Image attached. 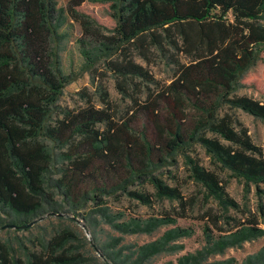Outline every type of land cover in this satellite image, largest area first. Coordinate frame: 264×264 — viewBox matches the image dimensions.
<instances>
[{
	"label": "trees",
	"instance_id": "1",
	"mask_svg": "<svg viewBox=\"0 0 264 264\" xmlns=\"http://www.w3.org/2000/svg\"><path fill=\"white\" fill-rule=\"evenodd\" d=\"M85 1L68 0L65 7L82 30L80 73L104 62L122 79L124 85L117 86L130 105L119 119L105 89L99 106L59 107L64 87L77 78L61 68L64 9L55 0H0V229L27 228L45 212H58L61 203L77 210L118 192L149 203L150 193L130 189L148 178L157 194L179 201L182 213L175 216L185 217L188 202L180 190L153 177L178 155L208 195L235 205L218 174L188 154L195 144L221 168L264 185V158L234 115L241 110L264 120V83L249 73L264 62V0H99L109 3L112 28L84 12ZM151 50L175 66L169 83L156 85L131 56L134 51L146 60ZM200 218H207L205 244L180 256L177 264H201L211 254L264 235L250 217H230L227 230L216 214L206 212ZM148 222L131 219L114 227L125 233L148 232L161 220ZM213 230L221 234L215 236ZM191 232L180 227L165 231L140 247V258ZM65 239L53 237L50 253H33L29 264H71L70 257L55 253ZM263 255L264 247L243 264H264ZM0 264L15 263L0 252Z\"/></svg>",
	"mask_w": 264,
	"mask_h": 264
},
{
	"label": "rangeland",
	"instance_id": "2",
	"mask_svg": "<svg viewBox=\"0 0 264 264\" xmlns=\"http://www.w3.org/2000/svg\"><path fill=\"white\" fill-rule=\"evenodd\" d=\"M55 1L57 8L64 9L63 23L59 30L62 35L59 51L61 68L66 74L77 75L75 81L64 87L58 101L59 107L77 110L87 103L99 106L100 93L105 89L115 118L125 116L130 101L117 86L118 83H122V79L108 70L104 62L96 64L91 72L80 73L83 63L78 44V39L83 38L81 27L65 11L68 0ZM81 9L95 17L106 28L113 27L108 2L86 0L81 4ZM228 18L231 19L230 14ZM151 51L146 60L137 56L134 51L131 52V56L152 75L156 85L169 83L173 78L175 66L159 52ZM178 58L182 62L187 61L182 55ZM249 73L257 76L264 83V62L257 63ZM134 81L139 82L137 79ZM145 85L150 88L155 87L151 84ZM128 88L130 85L127 91ZM234 115L247 128L252 142L259 148L264 158V120L241 110H235ZM189 150L190 157L197 158L204 168L218 174L228 197L235 205L223 204L219 199L208 195L205 187L192 177L185 158L178 155L174 157L173 162L157 169L153 177L180 190L183 199L188 202L185 208L187 216L176 217V213H182L179 201L157 194L149 178L143 182L139 180L135 182V187H130L150 193L149 203H142L126 193L118 192L113 196L103 197L100 204H97V200H90L82 208L72 210L64 206L57 192L52 190L56 202L61 203V207L59 204L56 208L58 212H45L43 216L34 219L27 228H1L0 252L15 264H29L33 253L47 256L51 250L49 242L53 237L62 235L66 239L55 253L62 252L70 257L71 264H165L167 262L177 264L180 256L195 253L203 248L205 244L203 226L207 218L202 220L200 217L206 212L216 214L219 225H222L224 230L229 229L232 223L230 217L241 221L246 217L257 219L256 227L264 229V185L247 182L229 170L221 168L199 144L193 145ZM131 219H136L143 225L151 220L155 222L161 220V222H156L157 225L148 232L125 233L114 227L115 223ZM176 227L188 228L192 232L189 236L169 241L161 252L144 260L140 258L141 246L158 240L165 231ZM213 233L215 236L221 234L215 230ZM263 247L264 235L227 247L220 253L211 254L201 264H243L247 256L256 254Z\"/></svg>",
	"mask_w": 264,
	"mask_h": 264
}]
</instances>
